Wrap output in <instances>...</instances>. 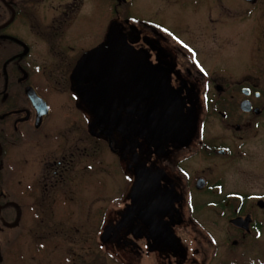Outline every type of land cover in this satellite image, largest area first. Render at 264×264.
<instances>
[{"label":"flooded vegetation","instance_id":"1","mask_svg":"<svg viewBox=\"0 0 264 264\" xmlns=\"http://www.w3.org/2000/svg\"><path fill=\"white\" fill-rule=\"evenodd\" d=\"M192 1L198 9L206 3L202 16H188L190 24L176 27L165 14L177 8L179 20V0H159L160 20L137 13L136 0H0V264H70V257L72 264H84L89 233L83 223H73L71 211L84 195L87 174L103 169L104 147L123 163L132 187L124 208L106 214L97 227L102 246L134 256L144 250L151 264H264V0ZM215 13L252 19L258 31L256 66L229 74L232 85L216 84L221 76L199 56L200 43L213 38L206 21ZM112 26L124 37L128 55L133 53L131 62L143 59L156 81L164 75L177 95V137L159 140L145 132L142 115L153 104L147 99L131 115L123 112L122 126L111 127L112 150L105 127L78 94V82L96 85L89 81L91 65L77 78L74 70ZM88 34L95 42L88 44ZM119 94L115 89L101 109L119 112L125 102L114 100ZM233 99L246 121L229 123ZM247 102L250 109L243 111ZM72 103L81 121H70ZM204 113L222 117L218 134ZM137 166L156 179V207L166 211L154 220L171 231L170 241L164 230L155 233L147 221L131 217ZM211 166L227 170L217 187L211 184L215 177L205 174ZM193 192H210L211 201L196 210L186 198Z\"/></svg>","mask_w":264,"mask_h":264},{"label":"rangeland","instance_id":"2","mask_svg":"<svg viewBox=\"0 0 264 264\" xmlns=\"http://www.w3.org/2000/svg\"><path fill=\"white\" fill-rule=\"evenodd\" d=\"M158 2L159 0H136L135 11L144 18L153 20L157 18L160 20L158 17L159 11L157 10ZM186 4L188 5L185 6ZM205 5L206 3L201 5L198 9L197 5L192 0L188 2L179 0V20L175 13L177 8H172L170 11L166 12L165 18L176 27L184 26L185 23H191V21L187 19L189 18L188 16L197 15L198 13V16H202L201 12L205 9ZM196 9L200 11H195ZM233 9L237 11L240 10L237 2L233 4ZM221 10H223V6L217 5L215 11L221 12ZM235 15L237 17L238 14H232V16ZM233 19H229L227 16L224 17L222 13H215L212 18L206 21L210 26L208 34L213 35V38L209 41L200 43L201 49L199 50V56L203 58L207 70L215 75L221 76L215 81L216 84L219 85L225 83L228 85L235 84V81L231 82L233 79L227 76L232 73H241L248 68L250 69L256 66V60L259 58L258 51L256 50V48L258 49L259 42L257 38L254 37V35H257L258 31L256 28H253L254 26H250L253 20L247 19L242 22V20ZM219 32L220 34H218ZM172 36L175 37V34H172ZM95 40V35L88 34V44L95 42ZM171 42L174 43L169 39L168 43ZM247 76L253 78L251 74ZM215 92L218 93L217 91ZM224 97L229 99L230 95H224ZM231 102V119L229 123L246 121L239 107H235L237 99H233ZM203 117L206 118V122L209 123V128H214L215 134H218L219 130H221L219 124L223 121L222 117L218 115L206 116L205 113ZM79 118L81 121V116H79V112L76 113L74 104L72 103L70 121L75 122L78 121ZM254 121L256 122L257 120ZM226 134H228V131L222 133V135ZM257 152H259V149ZM262 153L263 152L260 151V156ZM103 161V169L100 173H88L85 177L84 190H82L84 195L77 196L76 204L72 206L71 211V218L73 217L74 219L73 223H83L85 227L82 231L89 233L86 244L87 252H83L82 255L84 257L83 263L151 264V260L144 255V250L142 256H134L122 250L118 252L112 251L110 246H102L100 239H96L97 227H99L101 223H105L107 215H110L112 210L115 211L124 208V205L128 202L127 194L132 187V177L126 173L123 163L114 157L106 147H104L103 150ZM174 162L175 161H173L169 168L172 178L175 177L176 173ZM210 169L211 170L206 171L205 174H207L209 178L215 177V180H211V184L217 187L216 184L220 182V178H225L227 175V170L223 167L216 168L215 166H211ZM205 170L207 169L205 168ZM201 174L202 173L199 172L197 176ZM259 183L264 186V179ZM186 198H191L193 207L196 210L201 209L202 204H207L211 201L210 192H193L188 194ZM100 210L101 214L99 213ZM186 230L190 234L192 233L190 228ZM26 250L27 248L25 247V251ZM73 259L74 258L70 257V264H72ZM28 260L30 262V259Z\"/></svg>","mask_w":264,"mask_h":264},{"label":"water","instance_id":"3","mask_svg":"<svg viewBox=\"0 0 264 264\" xmlns=\"http://www.w3.org/2000/svg\"><path fill=\"white\" fill-rule=\"evenodd\" d=\"M254 1V0H251ZM129 47L124 41V37L118 33V30L112 26L106 36L105 41L97 48L87 52L78 62L73 77L77 78L82 74L86 66L93 69L90 72L93 75L90 84H95L96 88H84V82H78V94L82 95L92 114L97 118L98 124L102 125L105 136L109 140V145L114 150L113 138L111 135L112 126H122L126 112L131 115L139 105L147 100L153 99L151 107L147 108L142 115V124L146 133L153 138L162 139L169 137H177L179 134V122L181 114L179 111V100L177 95L171 93L169 82L163 75L161 81H156L157 73L151 69L143 59L136 57L135 63H132L128 55ZM116 54H120L118 57ZM140 60V61H139ZM89 83V82H88ZM117 89L120 94L117 100L125 101L121 103L119 112H113L107 107L101 109V101L112 100L110 96ZM109 94V95H108ZM109 97V98H108ZM132 104V107H131ZM113 109L112 105L109 106ZM243 111H248L249 105L243 103L241 105ZM115 109V107H114ZM117 110V109H116ZM186 120V119H185ZM186 122V121H185ZM119 128V127H118ZM135 196L134 213L137 217L152 226L155 233L164 230L171 240L173 236L171 231L160 225L154 220V215L164 213L166 210H157L156 179L153 178L149 170L143 166L135 168ZM199 187L204 186V181L200 180ZM149 199L152 207L149 208L144 201ZM171 197H167L165 203L169 204ZM161 204V202H160ZM159 204V205H160ZM128 216L124 217V221L128 220ZM162 234V233H161ZM173 240V239H172Z\"/></svg>","mask_w":264,"mask_h":264},{"label":"bare ground","instance_id":"4","mask_svg":"<svg viewBox=\"0 0 264 264\" xmlns=\"http://www.w3.org/2000/svg\"><path fill=\"white\" fill-rule=\"evenodd\" d=\"M146 201H147V200L144 201V204H145V205H146Z\"/></svg>","mask_w":264,"mask_h":264}]
</instances>
